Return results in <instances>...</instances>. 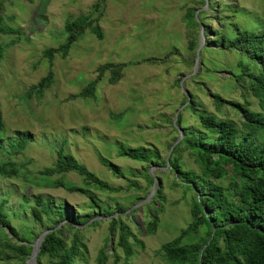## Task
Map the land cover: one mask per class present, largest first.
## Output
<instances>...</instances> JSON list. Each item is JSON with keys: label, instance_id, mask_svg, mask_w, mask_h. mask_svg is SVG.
Returning a JSON list of instances; mask_svg holds the SVG:
<instances>
[{"label": "rangeland", "instance_id": "obj_1", "mask_svg": "<svg viewBox=\"0 0 264 264\" xmlns=\"http://www.w3.org/2000/svg\"><path fill=\"white\" fill-rule=\"evenodd\" d=\"M230 2H237L240 10L236 17L246 22V29L258 31L257 26L264 27V0ZM193 5L192 0L6 2L5 22L19 32L0 34L2 44L14 40L0 60V109L4 120L0 130V161L14 162L18 174L13 178L0 176V200H6L4 209L21 236L29 238L30 230L40 235L50 225L46 218L45 225L36 223L30 213L35 196L41 194L56 204L66 203L73 216H79L87 245L86 262L81 260L79 264H97L99 250L107 243L109 257L104 264H166L157 251L161 245L178 237L189 224L192 192L176 187L174 174L164 169L167 173L159 175L161 179L157 177L155 183L156 191V185L161 182L165 195L163 207L158 212V228L151 235L139 234L145 221L151 219L147 209L141 206L152 199L153 188L138 174L144 164L118 156L117 151L119 144L132 148L155 146L167 159L169 145L179 136L173 128L175 116L182 111L181 102L188 92H194L208 110L215 112L212 97L200 92L194 82L189 81L193 70L198 71L200 65L199 59L195 68L196 55L193 58V53L187 49L190 37L184 21L185 7ZM82 14L90 15L97 23L102 38L87 29L71 45L67 56L55 53L52 59L46 58L43 54L46 49L58 48L65 42L67 19ZM223 16L232 15L223 10ZM210 25L214 27L216 22ZM204 39L205 44L207 37ZM201 40L200 32L199 43ZM236 56L235 53L220 56L221 67L233 66ZM107 63L125 65L122 77L115 83L110 82L109 71L100 78L96 72L98 66ZM50 72L53 80L43 95L38 98L34 93L29 94V88ZM223 77L228 78L229 74L218 71L213 77L208 74L201 79L211 87L210 93L248 102L249 108L258 109L254 97L228 89ZM96 79L94 96H79ZM177 79H180L179 85ZM218 114L239 125V116L229 109L223 108ZM184 119L185 125L195 123L190 111L184 112ZM17 131L30 132L31 140L23 150L12 152L10 148L18 139ZM62 146L100 180L118 188L115 193L94 191L101 205L113 212L112 217L121 216L144 242L141 248L130 239L135 252L128 260L118 245V233L114 237L110 235L109 217L104 218L99 210L93 211L85 194L51 187L50 182L56 177L44 179L38 174L39 170L54 164L56 152ZM100 155L116 165L124 177L115 176L104 167L99 161ZM183 164L187 170H198L187 153H184ZM149 170L156 174V167L151 166ZM65 179L74 186H84L76 173H67ZM132 181H136L140 189L132 187ZM117 204L125 207L122 213L117 212ZM139 207L133 219L127 216ZM98 214L101 216L94 217ZM89 217L91 219L86 221ZM98 219L103 221L96 223ZM8 233L0 225V239L4 240ZM35 241V238L31 240L32 245ZM113 252L118 260L110 255ZM28 258L17 264H27Z\"/></svg>", "mask_w": 264, "mask_h": 264}, {"label": "trees", "instance_id": "obj_2", "mask_svg": "<svg viewBox=\"0 0 264 264\" xmlns=\"http://www.w3.org/2000/svg\"><path fill=\"white\" fill-rule=\"evenodd\" d=\"M7 1L0 0V34L5 35L19 32L5 22ZM192 1L193 6L185 7L184 21L190 37L187 49L193 53V58L199 45L198 36L202 26L207 41L200 50L198 71L189 77V81L194 82L200 92L204 91L207 96L212 97L215 112L208 110L194 92H188L190 100L187 94L184 95L181 106L187 104L178 113L176 124L173 125L177 133L178 129L182 130L183 136L173 147L168 163L161 150L155 146L132 148L119 144L117 154L144 164L138 174L145 179L147 186H152L157 177L161 179L159 175L168 171L174 174L173 183L176 187L192 192L189 224L181 230L178 237L164 243L157 251L166 264H264V27L257 26L258 31L246 29V22L237 20L236 13L240 10L237 2ZM223 10L231 12L232 16H223ZM212 21L216 22V26L210 25ZM87 29L102 38L99 26L90 15L68 18L64 25V31L68 35L65 42L58 48L46 49L44 56L49 59L55 53L67 56L71 45ZM12 43L14 40L0 43V60ZM228 53H235L236 60L233 66L223 69L219 57ZM124 66L107 63L98 66L96 72L100 78L109 71V80L115 83L122 77ZM218 71L229 74L228 78L223 77L225 87L239 90L242 96L251 95L257 100L258 109L249 108L248 102L241 103L225 99L220 93H210L211 87L201 77L208 74L213 77ZM52 80L50 72L38 84L29 88V94L34 93L38 98L41 97ZM97 80L90 82L79 96L93 97ZM176 84H180V79L176 80ZM223 108L239 116V125L233 119L219 116L218 113ZM185 111H190L191 116L195 117L193 125H185ZM3 127L4 120L0 109V130ZM17 137L13 141L15 145L10 148L12 152L23 150L31 140V133L17 131ZM177 139L178 137L173 143ZM184 153L192 158L198 170H187L183 167ZM56 155L54 164L39 170L38 174L44 179L56 177L51 180V187L85 194L90 199L89 205L93 211L99 210L104 218L109 217L110 235L114 237L118 233V245L123 248L126 260L134 254V244L144 248V242L138 234L133 232L121 216L112 217L113 212L109 207L101 205L100 198L95 193L96 190L115 193L118 188L100 180L63 146L57 150ZM99 161L113 175L124 177L119 168L102 155L99 156ZM151 166L156 167V174L150 173ZM69 172L79 175L84 186H74L67 182L65 175ZM17 174L18 167L14 162L0 161V176L13 178ZM131 185L137 190L140 189L136 181H132ZM164 199L160 182L156 185L152 199L141 206L147 209L151 219L145 221L144 228L138 230L139 234L144 232L151 235L156 232L159 224L158 212L163 207ZM34 200L35 204L30 210L32 218L42 225H45L46 218L50 224L47 229H53L41 243L36 264H79L81 260L86 262L87 245L79 216L74 217L64 202L56 204L53 200L44 199L41 194L36 195ZM5 203L6 200H0V225L12 237L6 234L4 240L0 239V264H17L31 255V240L37 239L39 235L30 230L29 238L21 236L11 224L4 209ZM141 207L133 209L127 216L133 219L135 212ZM116 209L122 213L125 207L117 204ZM98 216L101 215L94 217ZM89 219L91 218L86 221ZM98 220L100 221L96 223L103 221ZM32 234L34 237L30 238ZM107 247L108 243L99 250L97 264L107 261ZM115 254L113 252L110 255L118 260Z\"/></svg>", "mask_w": 264, "mask_h": 264}, {"label": "water", "instance_id": "obj_3", "mask_svg": "<svg viewBox=\"0 0 264 264\" xmlns=\"http://www.w3.org/2000/svg\"><path fill=\"white\" fill-rule=\"evenodd\" d=\"M207 7V4L205 6V8ZM203 30H204V27L202 26L201 27V35L203 37V40L200 41L199 45H198V48H197V51H196V58H195V68L198 66V62H199V54H200V50L201 48L203 47L204 45V42H205V35L203 34ZM196 69L193 70L192 74L196 73ZM182 83V81H181ZM189 100H190V95L188 93H186ZM187 103H185L181 109H183L184 106H186ZM177 115L178 113L176 114L175 116V121H174V124H176V120H177ZM179 130V136H178V139L175 141V143L172 145V147L170 148V153L173 149V147L179 142V140L182 138L183 134H182V130L181 129H178ZM169 153V155H170ZM169 155L167 157V163L169 162ZM166 168V167H165ZM152 188L153 190L151 191V194H154L155 193V183L152 185ZM53 229H46L45 231H43L39 237L36 239V241L34 242L33 244V249H32V252H31V255L30 257L28 258L27 260V264H35L36 261H37V256H38V253L40 251V247H41V243L42 241L44 240L46 234H48L50 231H52Z\"/></svg>", "mask_w": 264, "mask_h": 264}]
</instances>
